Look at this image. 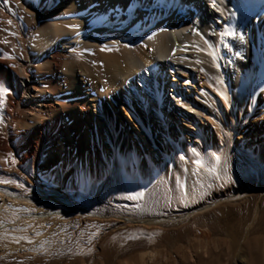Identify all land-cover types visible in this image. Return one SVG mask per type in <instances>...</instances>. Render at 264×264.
Instances as JSON below:
<instances>
[{"label":"rangeland","instance_id":"rangeland-1","mask_svg":"<svg viewBox=\"0 0 264 264\" xmlns=\"http://www.w3.org/2000/svg\"><path fill=\"white\" fill-rule=\"evenodd\" d=\"M24 7V0H0V61L19 87L26 76L38 79L29 96L48 101L52 93L43 87L47 75L68 77L80 71L83 93L100 103L98 91L103 92L108 82L97 70L102 65L98 53L107 47L61 48L56 68L51 56L37 55L28 45L35 34H27L26 27L36 16ZM74 14L80 12H61L58 20L74 19ZM52 21L46 19L44 24L50 26ZM64 29V36L52 34L54 43L71 37L72 29L68 25ZM170 41L178 45L173 35ZM91 79L99 81L97 89ZM191 80L194 91L212 95L210 109L185 124L174 123L172 110L173 118L161 127V136L155 132V140L141 132L149 126L154 129L156 118L164 114L155 109L158 104L150 90L127 83L115 109L110 100H103L105 111L117 114L112 116L113 129L125 154L118 162L119 154L108 151V159L89 172L74 155L68 129L53 132L51 123L58 113L48 112L42 104L22 102L11 113L7 97L0 96V189L24 197L56 191L92 213L62 212L43 222L29 216L64 209V204L53 197L29 203L0 194V224L15 221L0 229V264H264V90L243 101L238 113V106L224 97L220 87L203 77ZM155 82L160 83L158 77ZM167 83L163 81L161 89L168 94ZM146 114L156 118L148 121ZM43 124L49 125L48 134L34 160L31 145ZM24 133L28 144L21 155L29 144L31 148L26 159H19L13 142ZM178 140L188 149L189 159L183 163L168 147ZM133 193L142 195L130 198ZM123 217L156 221L126 222ZM240 254L246 262H240Z\"/></svg>","mask_w":264,"mask_h":264},{"label":"bare ground","instance_id":"bare-ground-1","mask_svg":"<svg viewBox=\"0 0 264 264\" xmlns=\"http://www.w3.org/2000/svg\"><path fill=\"white\" fill-rule=\"evenodd\" d=\"M24 2L26 12L36 16H32V24L26 27L27 34H35L28 40V45L36 49L37 55L43 52L51 56L54 67H58L59 58L63 55L61 48L75 50L102 45L107 47L106 51L98 53L102 65L99 64L97 70L108 82L103 83L106 87L103 92L98 91L100 103L83 93L85 86L80 76H84V73L80 71L68 77H58L55 72L47 75L43 79V87L50 90L52 96L48 101H34L29 95L31 89L38 87L39 80L26 76L22 78V86L19 87L17 79L0 61V85L7 90L4 95L7 97L8 111L12 113L22 102L36 106L42 104L48 112L58 113V118L51 123L53 132L68 129L70 139L74 142V155L80 161V167L87 172L95 171L99 161L107 160L108 151L115 150L119 154L118 162L123 160L125 151L116 139L112 122V116L116 117L117 114L115 110L105 111L102 102L110 100L115 109L123 86L127 83L129 87L136 83L140 89L150 90L158 104L155 109L164 113L161 118L146 114L148 121L154 117L158 122L154 129L150 126L142 129L141 132L149 140H155V132L161 136V127L166 126L169 117L173 118L172 110L176 119L174 123L181 120L185 124L193 122L203 109H210L214 102L212 95L203 89L194 91L193 78L198 80L203 77L220 87L224 97L238 106V113L243 109V101H249L257 92L264 90V0H72L70 4L60 6L57 0ZM75 10L80 14H74V19L67 18L64 22L58 20L61 12L72 13ZM49 18L53 21L47 26L44 21ZM37 24L40 27H36ZM65 25L72 29L68 31L71 37H62L61 42L54 43L52 34H67ZM170 35L178 42L177 46L172 45ZM241 35L243 41L239 39ZM23 70L25 73L24 67ZM94 73L91 72L89 77ZM157 77L160 83L155 82ZM163 81L168 82V94L161 89ZM97 82L91 79L95 89L98 87ZM48 129L49 125H41L35 144L31 145L34 160L39 157ZM27 136L28 133H24L13 142L19 159H26L30 151L29 144L28 150L21 155L22 147L28 144ZM1 141L4 144L10 143L6 139ZM168 147L176 153L174 156L179 162L189 159L184 141L178 140ZM185 176L188 174L185 173ZM0 194L8 197L6 199L29 203L53 197L64 204V209L36 211L29 216L43 222L62 212L92 215L56 191L38 197L17 196L1 189ZM123 220L146 223L156 221L128 217H123ZM14 222L2 223L0 229ZM143 257L141 255V260ZM151 257L152 254L149 255ZM240 262H246L243 254H240Z\"/></svg>","mask_w":264,"mask_h":264},{"label":"snow or ice","instance_id":"snow-or-ice-1","mask_svg":"<svg viewBox=\"0 0 264 264\" xmlns=\"http://www.w3.org/2000/svg\"><path fill=\"white\" fill-rule=\"evenodd\" d=\"M8 23H11V21H8ZM223 35H229V33H222ZM232 35H234V33L232 34ZM239 39L241 40V41H243V39H244V37L241 35L240 37H239ZM6 42V41H5ZM186 83H187V81H186ZM7 90L2 86V85H0V95H4L5 94V92H6ZM15 161H13V163H14ZM195 163L196 164H198V165H200V161L199 160H197V161H195ZM5 182H7V181H5ZM139 195H142L141 193H133V194H131V196H130V198L131 197H133V196H139Z\"/></svg>","mask_w":264,"mask_h":264}]
</instances>
